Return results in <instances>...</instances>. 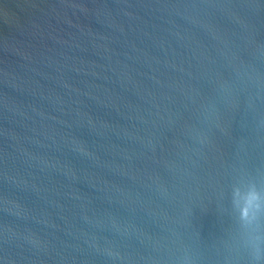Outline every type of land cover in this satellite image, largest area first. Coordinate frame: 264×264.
Returning <instances> with one entry per match:
<instances>
[{
	"label": "water",
	"instance_id": "1",
	"mask_svg": "<svg viewBox=\"0 0 264 264\" xmlns=\"http://www.w3.org/2000/svg\"><path fill=\"white\" fill-rule=\"evenodd\" d=\"M253 184L264 0H0V264H264Z\"/></svg>",
	"mask_w": 264,
	"mask_h": 264
},
{
	"label": "clouds",
	"instance_id": "2",
	"mask_svg": "<svg viewBox=\"0 0 264 264\" xmlns=\"http://www.w3.org/2000/svg\"><path fill=\"white\" fill-rule=\"evenodd\" d=\"M241 217L249 226H255L258 231L261 224V218L264 217V195L261 194L259 188L253 184L249 187L248 191L243 195V202L241 204ZM262 237L256 235L252 238L253 247L258 253L260 249ZM259 260V255L256 256Z\"/></svg>",
	"mask_w": 264,
	"mask_h": 264
}]
</instances>
